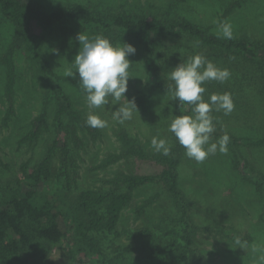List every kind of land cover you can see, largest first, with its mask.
Returning <instances> with one entry per match:
<instances>
[{"label":"rangeland","instance_id":"1","mask_svg":"<svg viewBox=\"0 0 264 264\" xmlns=\"http://www.w3.org/2000/svg\"><path fill=\"white\" fill-rule=\"evenodd\" d=\"M31 1L44 13L65 4H81L98 14L124 12L156 21L183 19L216 36L222 23H230L232 39H245L251 45L264 46V0ZM81 32L91 37L81 26L68 22L35 40V48L54 74V80L50 81L30 63L23 50H15L11 63L6 62L14 26L6 19L0 22V185L19 177L24 162H28V169L32 170L52 147L57 137L55 114L58 102L54 90L67 96L80 120L86 121L87 115L95 114L106 120L108 126L96 128L97 135L92 138L88 131L81 129L78 121L72 123L74 121L68 117L62 118L68 133L69 156L64 161L58 151L53 154L50 190L62 192L68 188L71 196L92 189L124 192L126 186L122 176H152L163 169L153 160L126 154L128 149L120 140V134H125L131 145L150 156L162 155L150 146L153 137L165 139L170 148L175 144L174 135L168 129L173 116L180 115V111L170 92L156 89L149 82L144 47L136 40L128 43L135 47L136 53L127 57L131 66L125 96L135 98L138 113L133 110L130 120L118 123L112 119L111 112L119 105L89 108L78 74L76 78L64 75L70 68L75 71L71 63L79 50L76 36ZM115 46H123V43ZM171 48L173 52L177 49L180 57H185L181 63L201 54L216 67L230 72V77L223 83L207 81L202 85L206 89L203 93L205 101L212 94H231L234 109L230 114L225 115L223 110L210 113L222 130L240 139L264 137V71L241 57L219 60L184 36L178 37ZM179 64L174 60L168 73ZM8 82L11 92L7 91ZM110 103L123 105L124 101ZM42 113L47 125L36 145L33 148L20 145L21 138L31 129L32 121ZM72 125L79 145L70 138L67 128ZM217 140L211 136L209 143ZM239 151L255 171L264 174V146L240 145ZM178 182L190 206L192 227L197 228L192 237L193 251L185 252V244L180 239L176 247L171 246L169 231L177 229L181 232L179 212L165 185L155 182L132 191L113 232L94 235L106 257V264H115L117 259L149 261L154 258H158L155 264H200L198 256L204 264H264L260 259L264 257V200L234 168L229 147L226 154L217 151L203 162L189 159L184 151L178 167ZM154 196V202L138 213L137 208ZM237 239L241 245L235 243ZM253 248H256L255 252ZM182 254L184 258H181ZM45 264L71 263L61 248H55Z\"/></svg>","mask_w":264,"mask_h":264},{"label":"trees","instance_id":"2","mask_svg":"<svg viewBox=\"0 0 264 264\" xmlns=\"http://www.w3.org/2000/svg\"><path fill=\"white\" fill-rule=\"evenodd\" d=\"M3 19L14 26L13 39L5 55L6 62L11 63L15 50H23L30 63L50 81L54 80V74L39 55L34 42L38 37L68 22L81 26L91 37L107 38L113 46L117 43L128 44L130 40L139 42L147 53L148 80L159 90L169 92L172 81L167 73L173 61H185L177 49L173 52L171 48L180 36L207 54L217 56L219 60L241 57L264 71V46L251 45L245 39H224L183 19L156 21L147 16L124 12L98 14L81 4H65L50 13H44L31 0H0V22ZM11 89V83L8 82L7 91L11 92ZM53 95L58 105L55 114L57 137L52 147L32 170L28 169V162H24L19 177L0 185V264H45L55 248H61L71 264H106V257L94 235L113 232L120 212L131 199L132 191L155 182L165 185L179 212L181 232L177 229L169 231L173 242L171 246L176 247L180 239L185 244V252L193 251L192 237L197 228L192 227L190 206L178 182V167L185 150L175 137L169 155L150 156L131 145V140L125 134H120V140L128 149L126 154L153 160L163 167L160 173L152 176H122V183L126 186L124 192L92 189L71 196L67 192L68 188L62 192L49 189L53 154L58 151L64 161L69 156L68 133L62 118L78 121L81 129L88 131L92 138L97 135L96 128L86 126L85 120L79 119L66 95L58 90H54ZM176 104L181 116L192 115L186 103L176 101ZM75 121L72 123H77ZM213 124L215 131L211 136L218 139L224 134L229 136L227 146L233 155L234 168L242 180L252 184L258 196L264 200V174L255 171L239 151L240 145L264 146V137L240 139L222 130L214 118ZM46 125L42 113L32 121L31 129L19 144L33 148ZM67 129L70 130L73 143L79 145L74 126ZM155 198L145 200L137 208L138 213H142ZM182 255L181 258H184ZM198 257L200 264H204L202 257ZM157 261L158 258L149 261L117 259L115 264H155Z\"/></svg>","mask_w":264,"mask_h":264},{"label":"clouds","instance_id":"3","mask_svg":"<svg viewBox=\"0 0 264 264\" xmlns=\"http://www.w3.org/2000/svg\"><path fill=\"white\" fill-rule=\"evenodd\" d=\"M218 37L232 39L233 32L230 23H222L217 31ZM76 40L79 50L71 63L75 69L66 70L65 77L76 78L78 74L79 84L85 93V101L89 108L97 109L106 105H119L111 112L112 119L118 123L130 120L133 110L138 113L135 98L128 99L125 93L128 91L129 70L131 63L127 57L135 55L133 45L123 43V46H113L103 36L89 37L85 33H78ZM55 51V50H54ZM230 77L227 69L216 67L211 61L201 54L190 57L186 62L180 63L168 73L172 84L169 92L172 98L179 103H186L192 115L173 116L169 131L177 142L185 150V156L196 162H203L209 155L219 151L226 154L228 151L229 136L224 134L216 142L209 143L212 133L215 131L211 112L223 110L224 114H230L234 109V103L230 93L212 94L208 101L203 99L206 89L202 86L207 81L225 82ZM123 99L124 104L118 103ZM86 126L91 128H106L108 122L98 115H87ZM207 145V147H205ZM156 152L169 155L170 146L165 139L153 137L150 145ZM241 245V241H235ZM254 252L256 248L252 249ZM264 261V257L260 258Z\"/></svg>","mask_w":264,"mask_h":264}]
</instances>
